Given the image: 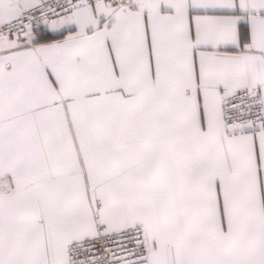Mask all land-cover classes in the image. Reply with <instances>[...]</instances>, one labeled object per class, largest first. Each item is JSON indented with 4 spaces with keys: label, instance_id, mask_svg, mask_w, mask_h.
Returning <instances> with one entry per match:
<instances>
[{
    "label": "snow or ice",
    "instance_id": "1",
    "mask_svg": "<svg viewBox=\"0 0 264 264\" xmlns=\"http://www.w3.org/2000/svg\"><path fill=\"white\" fill-rule=\"evenodd\" d=\"M0 264H264V0H0Z\"/></svg>",
    "mask_w": 264,
    "mask_h": 264
}]
</instances>
